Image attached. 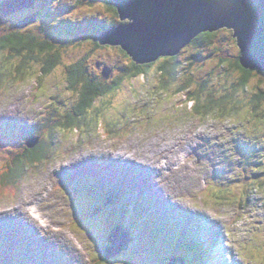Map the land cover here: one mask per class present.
Here are the masks:
<instances>
[{
  "label": "rangeland",
  "instance_id": "obj_1",
  "mask_svg": "<svg viewBox=\"0 0 264 264\" xmlns=\"http://www.w3.org/2000/svg\"><path fill=\"white\" fill-rule=\"evenodd\" d=\"M110 3V0H37L33 8L18 11L0 21V37L36 35L53 46L49 54L42 56L25 52L17 56L10 50L0 53V68L4 72L8 67L9 73L14 74L21 63L25 75V78L6 75L0 80V122L12 118L24 119L36 127L39 121L47 125L44 117L49 111L50 127L54 126L58 109L65 113L74 110L78 104V93L71 90L68 82L71 67L76 63H82L85 76L94 82L109 86L120 79L121 71L129 68L131 63L121 49L97 46L92 40L96 31L80 32L67 27L81 19L100 20L102 25L119 24L117 12L111 9ZM35 14L38 16L34 24L23 29L15 27ZM102 30L99 27L96 34ZM55 54L59 55L57 66L50 74L43 75V59H51ZM34 56L42 60L33 61ZM239 57L240 51L232 32L223 30L213 37L208 47L189 46L175 65L182 73L190 70L198 80L210 82L209 93L215 90L225 93L227 89L231 96L236 95L237 99L248 104L251 96L264 92V73L253 72L247 89L243 91L240 80L244 75L236 67ZM105 68L111 70L107 79L103 78ZM122 81L117 90L97 99L94 112L88 116L92 121L88 130L82 129L74 134L59 132L54 144L55 154L50 156V161L35 169L27 167L24 175H20L23 181L9 186L10 193L0 192V237L3 238L0 262L3 264L8 252L15 254L11 246L17 238L16 233H20L22 251H27L25 255L38 264H96L104 253L105 239L112 231V225L117 224L133 234L134 242L124 254L107 264H168L171 257L181 252L177 249L182 247V240L186 237L182 225L190 228L193 234L197 229L202 231L207 240L206 248H212L219 264H264V176L257 177V181H247V174L255 173L251 168L256 164L249 162L244 166L245 171L230 165L235 155L234 130L225 129V126L228 125L226 122L232 125L238 120L232 117L216 122L188 112L192 103L185 109V80L180 76L170 86L167 95L159 89L157 66L148 69L146 78H124ZM77 87L80 95L81 86ZM191 88L195 90L196 87L191 85ZM97 109L100 110L96 117ZM243 112H247L246 107ZM140 118L148 121V126L141 123L132 130L130 127L141 121ZM122 126H127V138L112 137L110 130L114 127L118 133ZM258 128L264 130L262 125ZM39 132L30 136H41ZM0 146V154L8 149L4 144ZM255 161L260 165L264 158L260 156ZM84 163L91 167L81 168ZM129 163L137 166L135 170L139 175L150 177L151 186L148 194L144 192V198L150 197L152 207L144 208L146 212L142 208L138 212H124L120 203L130 206L131 198L125 196L120 200L114 196L111 202L106 200L108 193L99 196L97 191L94 195L81 192L80 198L76 199L80 207L76 208L74 201L59 187L60 181L69 182L73 178L69 172L77 171L73 179L92 184L90 178L94 174L100 178L105 176L104 180L108 181V175L117 174L121 164ZM2 170H5L4 164H0V172ZM131 178L138 180L135 172ZM217 178L228 183L226 188L231 187L233 195L228 199L251 196L252 205L242 206L243 203L224 199L218 207L205 205V209L202 208V197L198 199V194L209 190ZM14 182L8 180L3 186ZM71 185L75 186L72 183L69 187ZM119 189L130 197L143 193L139 192V187L132 188L129 184ZM250 189L253 193L249 196ZM106 202L108 205L103 206ZM99 207L101 209L97 212ZM119 208L114 216L107 213L109 209L118 211ZM103 210L108 216L105 219L100 216ZM82 213L90 215L86 217L87 224H91L87 232L72 226V217ZM148 214L156 215L164 228L172 234L175 232L170 240L165 234L158 233L160 240L157 235L148 233L145 225L148 222L143 220ZM184 217H189L190 222ZM24 233L28 238L33 237V241L25 239ZM35 247H40L39 252L34 250ZM186 262L191 263L190 260Z\"/></svg>",
  "mask_w": 264,
  "mask_h": 264
},
{
  "label": "trees",
  "instance_id": "obj_2",
  "mask_svg": "<svg viewBox=\"0 0 264 264\" xmlns=\"http://www.w3.org/2000/svg\"><path fill=\"white\" fill-rule=\"evenodd\" d=\"M5 1L7 0H0V4ZM95 22L96 21H93V19H89V20L81 19L76 23H71L67 25V27L73 29L76 28V30L80 32L83 31L97 32L99 26L96 25ZM96 32H95V38H93L92 40L100 48L104 47L99 44L98 37L96 38L97 36ZM219 32H215L211 34L204 33L198 36L194 40V42H192L191 45L193 46L195 45L196 47H200V46L208 47L209 45H211V41L213 37ZM51 47L53 46L50 44V42L45 41L44 38L36 35H29V36L26 35L24 37L22 35L15 34L13 36L0 37V53H2L4 50H10L13 53H16L17 56L21 52H25L30 55L42 56L49 54L51 51L50 50ZM178 57L179 56H176L174 58L160 59L156 63L146 66H138L135 63H133L131 60V63L129 65L130 67L122 70L121 71L122 75L120 79L109 88L107 87L106 84L104 85L103 82H99V83L94 82L90 80L88 77H86L82 63L81 62L76 63L73 67H71L72 71L69 72L70 76L68 77L69 80L68 82L71 90L77 91L78 93V97H79L78 104L76 105L74 110L66 111L65 113L59 111L58 109L57 110L58 115L56 116L58 118L54 126L50 127L49 111L47 115H45L44 117V119L47 118V125L45 124L46 122L42 123L41 121H39L38 127L31 125L30 123L24 122V119H15V120H11L12 118L1 119L3 121L0 122V138H1L0 145L4 144L5 148L8 147V149L10 150L8 149L5 151L3 150L2 153L0 154V164H4L5 166V170H2L0 172V192L10 193L11 191L9 190V186H12L17 182L23 181V177L22 176L20 177V175L23 172L25 173V171H27L26 170L27 167L29 168L32 167L33 169H35L36 166L38 167V165L50 161L51 158L50 156L55 154L54 144L59 132L64 134L65 131H69V132H73L74 134L75 132L77 133L82 129L88 130L89 125L92 122L89 120L88 116L90 115L91 112H94L95 103L97 99L103 97V95L109 94L110 92L117 90V88L121 86V84L123 83L122 80H124V78L128 80H132L135 78L148 77V69H150L153 66H157V71L160 78L159 89L161 92H164L167 95L169 93V89H171L170 86L173 83H175L180 76H182L183 80H185L183 84L184 86L183 94L186 97V100L184 102L185 109L188 108L189 103H192L190 110L188 112L195 113V115L198 116L199 118L205 117L207 120H215L216 122L225 121L226 119L232 117L238 120L236 124H232V125L226 122V124L228 125L225 126V129H231L234 130L235 132L234 133L232 131L234 134L233 145L235 146L234 148L235 155L232 158L230 165H233L236 168L240 167L242 170L245 171L246 168L244 166H248L249 162L251 163V165L256 164L253 167L251 166L252 167L251 171H254L255 173H253L252 175L245 173L247 174L246 177L247 181L248 179H254L257 181L258 179L257 177L260 176L263 177L264 175L262 174V172L264 170V162H261L259 165L255 161V159L259 158L260 156H263L264 158V130H262V128H258L259 125L264 126V92L262 93L260 92L251 96L249 98L250 103L248 104H245L242 100L237 99L236 95L231 96L229 93H227V89L225 90V93H220L216 90L209 93L208 84L210 82L198 80L197 78L194 77V74L190 70H185L182 73L180 67L178 65H175V61L178 60ZM31 59L33 61L42 60V58H40L39 56H34ZM29 61L31 60L29 59ZM58 61H59L58 54L53 55L51 59L50 57H45V59H43L44 62L43 75L50 74L53 71V69L57 66ZM23 62L26 63V61ZM236 67L244 75L243 78L240 80V87L244 91V89H247L250 83L251 75L253 74V72L244 70L240 66L238 60L236 61ZM6 75H8L10 78H16L17 75H19L22 78H25L24 70L22 69L21 63L18 64V67L16 68L14 74L9 73L8 67L5 69V72L0 68V80ZM191 85H194L196 87L195 90L191 88ZM77 86H81L80 95H79V88ZM245 107L247 110L246 113L243 112ZM99 110L100 109H97L95 111L96 117L99 114ZM146 112L147 111L145 110V113ZM140 119L141 121L137 122V124H134L133 127H130L132 130L134 129V127L140 126L141 123L144 124V126H148V121H146L144 118H140ZM168 119L172 120L171 117H169ZM126 128L127 126H122L121 128H119L121 129V131L116 133V129L113 127L110 130V133L112 137L116 139L120 137L126 139L127 138L126 135L128 134L125 132ZM36 132L41 133V136L38 137L30 136ZM97 132L99 134L98 130ZM253 135L254 137H252ZM30 138L31 139L39 138L38 145L33 149H28L27 147L22 148V146H25L22 145L24 144V141L25 140L27 141ZM222 138L224 139L225 137L222 136ZM250 146H253V148L251 149ZM52 150L53 152H51ZM250 158H252L253 160H250ZM71 174L74 178L75 177L74 174L73 173ZM73 178H71L70 182L60 181L59 187L62 191L66 192V195H68L69 198H71L72 201H74V205L77 208H79L80 206L78 203H76V199L78 200V198H80L81 196L80 193L85 192V194L91 193L92 195H94L95 188L91 186L93 184H90L89 181L86 180L80 181L78 179H73ZM8 180H13L15 182L12 184H4L3 186V183H5ZM220 180L224 181L223 178L218 180L215 179L210 184L209 190L202 193L200 192L201 194L200 193L198 194L197 197L198 199L202 197V199H200L202 208L205 209V205L207 207H216V206L218 207L219 204H221V202L224 199L227 202H232V203L234 202L239 204L243 203L242 206L247 205V207H250L252 205L250 203L252 198L250 194L251 192L253 193L251 189L249 190L250 197L245 195L242 199H240V197L234 199L233 198L228 199L229 196L231 197L233 195V193L231 192L232 189L231 187H229L230 189H228V187L226 188L225 185L228 183L224 184L223 182H220ZM72 181H74L73 183L75 184V186L71 185L72 187L71 186L69 187V184L72 183ZM263 181L264 179L262 180V182ZM117 184L120 187V183L116 181L112 185L111 184L107 185V187L105 188L109 189L107 192L111 198L115 196L116 198H120V200H123L124 197L120 194L119 188L118 186H116ZM254 189L255 188L253 186V190ZM121 205H123L122 201H121ZM125 211H127V208H125ZM143 211L146 212V209H143ZM105 212L106 210H103L102 214L100 215V216H104L102 217L104 219L105 217H108ZM107 213L109 212L107 211ZM110 215L114 216L112 213ZM188 218L184 217V220L190 222ZM72 219H73L72 226L74 229L78 231L80 229L82 232H87L89 230L88 227L91 226V224H87L88 218H86L85 216L78 215L72 217ZM143 220L144 222L145 221L148 222V224L145 223V225L148 227L149 230L148 233L150 234L157 236L158 233H161L162 235L165 234L169 240H170L169 237H172L175 234V232L174 234L170 233L168 228H164L162 226L161 220L158 217H155L154 215L148 214V216L146 218H143ZM165 223H169V222L165 221ZM116 226L119 225L117 224L112 225V227H116ZM171 227L173 228V226ZM181 228L186 232V234L184 233L186 237L185 239L182 240V244H181L182 247H179L177 251L178 252L181 251L178 254V256L184 260L185 264H187L185 260H190L191 262L190 264L218 263L217 261L218 257L217 255H215L216 253L212 250V248H206L207 240L205 241L204 235L202 233L201 234L203 236L198 231H195L196 234L195 235L192 233L190 228L189 229L186 228L185 225H182ZM16 235L17 238L21 236L20 233H16ZM23 235H28V234L24 233ZM189 237L193 239H189ZM158 238L161 240L160 236H158ZM176 239L179 240V238ZM18 240L19 238L17 239V241ZM25 253L28 252L24 251L23 253H15V254L8 253L6 257L7 264H28L27 262H23V261L21 262V258L28 257L27 255H25ZM183 256H185V258ZM105 263L107 264L108 262L107 260L104 259L103 255L96 261V264H105ZM51 264L53 263L51 262Z\"/></svg>",
  "mask_w": 264,
  "mask_h": 264
},
{
  "label": "water",
  "instance_id": "obj_3",
  "mask_svg": "<svg viewBox=\"0 0 264 264\" xmlns=\"http://www.w3.org/2000/svg\"><path fill=\"white\" fill-rule=\"evenodd\" d=\"M36 0H7L0 4V21L18 11L33 8ZM120 23L98 36L101 46L120 48L138 66L174 58L204 33L232 32L240 51V66L264 73V0H112ZM37 14L16 25L23 29L36 22ZM105 79L111 70H103ZM39 138L26 142L35 148ZM98 212V211H97ZM95 212V214L97 213ZM123 227L105 239V260L121 256L132 242ZM168 264H185L172 258Z\"/></svg>",
  "mask_w": 264,
  "mask_h": 264
},
{
  "label": "bare ground",
  "instance_id": "obj_4",
  "mask_svg": "<svg viewBox=\"0 0 264 264\" xmlns=\"http://www.w3.org/2000/svg\"><path fill=\"white\" fill-rule=\"evenodd\" d=\"M219 32V31H218ZM2 115H3V113H1ZM200 141H201V139H200ZM201 145V144H200ZM229 159V158H228ZM225 160H227V159H225ZM187 162V161H186ZM104 173V172H103ZM104 174H106V173H104ZM155 217H157L156 215H154ZM197 231L201 234L202 233V231L200 230V229H197ZM203 234V233H202ZM201 234V235H202ZM208 239V238H207ZM209 240V239H208ZM20 241V240H19ZM44 250V249H43ZM27 262L28 264H38V262H34V261H32V257H24V258H21V262Z\"/></svg>",
  "mask_w": 264,
  "mask_h": 264
},
{
  "label": "flooded vegetation",
  "instance_id": "obj_5",
  "mask_svg": "<svg viewBox=\"0 0 264 264\" xmlns=\"http://www.w3.org/2000/svg\"><path fill=\"white\" fill-rule=\"evenodd\" d=\"M110 2H111V0H110ZM110 6H111V9H112V10L116 11V9L114 8V6L112 5V2L110 3ZM25 10H27V9H25ZM21 11H22V10H21ZM116 12H117V11H116ZM95 23H96V25H98V26H99L100 24H103V22H101L100 20H99V21H96ZM114 25H117V24H115V23L108 24V25L105 24L104 26H108V27H109V26H114ZM111 86H112V85H109V86L107 85L108 88L111 87Z\"/></svg>",
  "mask_w": 264,
  "mask_h": 264
},
{
  "label": "clouds",
  "instance_id": "obj_6",
  "mask_svg": "<svg viewBox=\"0 0 264 264\" xmlns=\"http://www.w3.org/2000/svg\"><path fill=\"white\" fill-rule=\"evenodd\" d=\"M111 2H112V0H111ZM117 15H118V13H117ZM118 18H119V16H118ZM119 23H120V22H119ZM117 25H118V23H117ZM114 26H116V25H114ZM112 27H113V26H112ZM114 48H116V47H114ZM187 48H188V47H187ZM187 48H186V49H187ZM119 49H120V48H119ZM254 72H255V71H254Z\"/></svg>",
  "mask_w": 264,
  "mask_h": 264
}]
</instances>
